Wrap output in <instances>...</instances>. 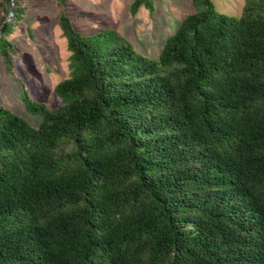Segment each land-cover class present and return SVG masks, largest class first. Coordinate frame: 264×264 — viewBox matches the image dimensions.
<instances>
[{
    "label": "trees",
    "instance_id": "trees-1",
    "mask_svg": "<svg viewBox=\"0 0 264 264\" xmlns=\"http://www.w3.org/2000/svg\"><path fill=\"white\" fill-rule=\"evenodd\" d=\"M192 2L156 59L60 14L63 106L0 105V264H264V0Z\"/></svg>",
    "mask_w": 264,
    "mask_h": 264
},
{
    "label": "rangeland",
    "instance_id": "rangeland-1",
    "mask_svg": "<svg viewBox=\"0 0 264 264\" xmlns=\"http://www.w3.org/2000/svg\"><path fill=\"white\" fill-rule=\"evenodd\" d=\"M23 9L8 40L14 47L13 72L7 73L0 53V105L37 127L42 118L30 115L21 100L23 85L30 98L50 109L61 108L56 86L70 76L66 39L62 37L59 16L65 13L75 29L89 36L113 29L142 55L156 59L166 40L185 18L194 12L192 0H153L154 11L141 7L132 15L134 0H66L63 9L57 0H16ZM216 10L228 16L242 15L244 0H213ZM5 0H0V28Z\"/></svg>",
    "mask_w": 264,
    "mask_h": 264
},
{
    "label": "water",
    "instance_id": "water-1",
    "mask_svg": "<svg viewBox=\"0 0 264 264\" xmlns=\"http://www.w3.org/2000/svg\"><path fill=\"white\" fill-rule=\"evenodd\" d=\"M5 9L7 12V19L4 23H2L0 28V38L4 35L5 29L13 20L14 17V11H15V5L14 0H5Z\"/></svg>",
    "mask_w": 264,
    "mask_h": 264
}]
</instances>
